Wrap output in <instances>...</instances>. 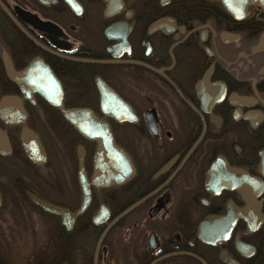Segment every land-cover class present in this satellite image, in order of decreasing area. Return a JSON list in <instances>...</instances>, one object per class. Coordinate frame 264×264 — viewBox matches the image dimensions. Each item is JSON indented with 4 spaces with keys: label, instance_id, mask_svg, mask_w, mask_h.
Here are the masks:
<instances>
[{
    "label": "flooded vegetation",
    "instance_id": "flooded-vegetation-1",
    "mask_svg": "<svg viewBox=\"0 0 264 264\" xmlns=\"http://www.w3.org/2000/svg\"><path fill=\"white\" fill-rule=\"evenodd\" d=\"M7 59L45 64L63 107L105 121L134 171L100 168V140ZM99 81L129 108H104ZM6 97L0 264L24 242L29 264H264V0H0Z\"/></svg>",
    "mask_w": 264,
    "mask_h": 264
},
{
    "label": "water",
    "instance_id": "water-1",
    "mask_svg": "<svg viewBox=\"0 0 264 264\" xmlns=\"http://www.w3.org/2000/svg\"><path fill=\"white\" fill-rule=\"evenodd\" d=\"M36 25L42 30H48L51 26V23L48 21H43L39 18H36ZM7 70L9 76L16 81L19 86L22 87L25 91H39L42 93L45 98L61 107L65 117L84 135L92 139L100 140L99 152L97 154V163L100 168L103 170L106 169L107 164L111 163L114 165L115 175L114 180L120 181L124 179L123 173L125 166H129L130 170L134 171L131 161L128 155L115 144L114 138L110 131L109 126L103 120L98 119L94 113L87 108H75V109H65L62 105V98H58L52 89L54 85V77L49 75L48 67L40 61H33L30 65L22 72L16 73L11 65V62L7 59ZM59 86V85H58ZM99 89L102 94V106L107 110L114 107L113 98H116L125 109H128V105L120 97H115L116 93L103 81H99ZM16 101H13L12 97L4 98L0 103V111L4 112L7 107L14 106ZM17 106L21 107L20 102L17 103ZM11 110L10 108L8 111ZM9 114L11 113L8 112ZM115 117H119L117 114L109 113ZM23 142L29 156L37 161L39 155H43L42 147L37 140L35 134L30 130L25 128L23 131ZM8 143V137L5 132L0 130V148ZM82 155V154H81ZM104 166V167H103ZM112 169V167H110ZM46 207L47 210L52 212H61L65 215V211L39 201ZM85 208V205L79 211L81 212Z\"/></svg>",
    "mask_w": 264,
    "mask_h": 264
},
{
    "label": "rangeland",
    "instance_id": "rangeland-1",
    "mask_svg": "<svg viewBox=\"0 0 264 264\" xmlns=\"http://www.w3.org/2000/svg\"><path fill=\"white\" fill-rule=\"evenodd\" d=\"M37 246V244L26 243L20 245V253L17 255V258L14 257L13 262L14 264H29L30 263V253L31 251Z\"/></svg>",
    "mask_w": 264,
    "mask_h": 264
}]
</instances>
